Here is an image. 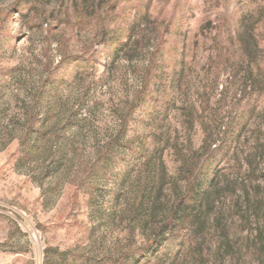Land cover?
Masks as SVG:
<instances>
[{"label":"rangeland","instance_id":"374dc122","mask_svg":"<svg viewBox=\"0 0 264 264\" xmlns=\"http://www.w3.org/2000/svg\"><path fill=\"white\" fill-rule=\"evenodd\" d=\"M244 3L0 0V264H264V14ZM232 124L204 228L161 229L204 130Z\"/></svg>","mask_w":264,"mask_h":264},{"label":"trees","instance_id":"16d2710c","mask_svg":"<svg viewBox=\"0 0 264 264\" xmlns=\"http://www.w3.org/2000/svg\"><path fill=\"white\" fill-rule=\"evenodd\" d=\"M244 13L241 17L242 23L251 18L261 17L264 14V0H245ZM246 25H244L245 27ZM250 34L251 31L246 27ZM253 32V31H252ZM252 35V34H251ZM120 47L124 43L119 44ZM81 58V57H79ZM85 61V59H84ZM85 66L88 65L84 62ZM84 67H80L82 69ZM147 74L142 77L141 88L137 97L144 99L148 95L149 82L146 79ZM222 137L219 140L214 139L211 131L205 129V136L198 159L193 161V165H186L183 171L186 189L182 196L178 197L176 203L171 209L167 219L161 224V229L167 228L169 231H182L189 229L191 226L194 230H202L205 226L206 208L210 209L213 202V194L215 193L214 180L217 177V164L231 150L232 144L238 138L241 130L237 125L222 126ZM237 128V129H236ZM212 203V204H211ZM188 211L191 213L188 214ZM148 251L154 252L158 249V241L151 242ZM176 245H180L177 244ZM144 249H141L136 261H139L140 255H143Z\"/></svg>","mask_w":264,"mask_h":264}]
</instances>
